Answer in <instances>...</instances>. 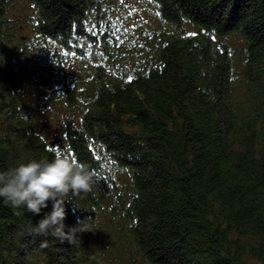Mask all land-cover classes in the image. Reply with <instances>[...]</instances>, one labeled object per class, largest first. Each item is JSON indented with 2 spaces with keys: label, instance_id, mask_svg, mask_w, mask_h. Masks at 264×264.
Wrapping results in <instances>:
<instances>
[{
  "label": "trees",
  "instance_id": "16d2710c",
  "mask_svg": "<svg viewBox=\"0 0 264 264\" xmlns=\"http://www.w3.org/2000/svg\"><path fill=\"white\" fill-rule=\"evenodd\" d=\"M0 264H264V0H0Z\"/></svg>",
  "mask_w": 264,
  "mask_h": 264
},
{
  "label": "water",
  "instance_id": "95a60500",
  "mask_svg": "<svg viewBox=\"0 0 264 264\" xmlns=\"http://www.w3.org/2000/svg\"><path fill=\"white\" fill-rule=\"evenodd\" d=\"M60 143H61V138H54L51 140V145L53 146V148H57Z\"/></svg>",
  "mask_w": 264,
  "mask_h": 264
}]
</instances>
